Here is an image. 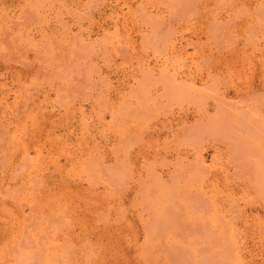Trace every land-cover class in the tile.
Masks as SVG:
<instances>
[{"label": "rangeland", "instance_id": "1", "mask_svg": "<svg viewBox=\"0 0 264 264\" xmlns=\"http://www.w3.org/2000/svg\"><path fill=\"white\" fill-rule=\"evenodd\" d=\"M0 264H264V0H0Z\"/></svg>", "mask_w": 264, "mask_h": 264}]
</instances>
